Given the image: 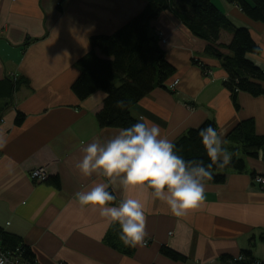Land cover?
Instances as JSON below:
<instances>
[{"label": "crops", "instance_id": "0c3cea01", "mask_svg": "<svg viewBox=\"0 0 264 264\" xmlns=\"http://www.w3.org/2000/svg\"><path fill=\"white\" fill-rule=\"evenodd\" d=\"M211 2L233 26L249 29L259 51L247 58L264 70V23L247 18L234 0ZM144 5L142 0H0V227L21 238L35 264H219L221 255L236 257L242 250L264 261V186L253 182L255 175L264 176L261 151L251 157L235 150L244 169L228 171L221 184L205 183L206 199L181 217L153 199L151 190L122 191L117 182L113 203L127 196L145 204L146 236L136 247H126L118 225L108 227L98 210L82 208L75 198L78 191L107 183L102 175L79 174L75 164L82 147L120 129L97 124L103 91L81 100L73 93L77 60L89 50L91 36L113 33ZM151 27L161 34L175 71L167 88L155 87L132 105L133 117L158 125L172 141L212 119L231 152L235 146L228 134L238 122L252 119L255 133L264 134V95L239 92L235 106L222 85L225 72L204 54L205 40L168 10ZM230 38L231 32L222 30L219 42ZM193 70L197 77L190 76ZM18 113L24 116L20 124ZM38 167L48 173L42 182L29 176ZM161 247L185 255L186 263L165 256Z\"/></svg>", "mask_w": 264, "mask_h": 264}, {"label": "trees", "instance_id": "16d2710c", "mask_svg": "<svg viewBox=\"0 0 264 264\" xmlns=\"http://www.w3.org/2000/svg\"><path fill=\"white\" fill-rule=\"evenodd\" d=\"M142 1L145 2L143 9L118 30L108 35L91 36L89 50L77 60L80 73L71 86L77 98L84 99L99 90L105 94L95 114L99 127L121 128L135 123L138 119L130 113L132 105L155 87L167 88L168 78L175 68L165 56L161 36L151 27V22L165 10L173 13L193 35L205 40L204 54L215 58L225 72L222 85L235 106L239 92L264 95V70L247 58V55L259 51L247 27L233 26L211 0ZM234 2L247 18L264 23V0ZM222 30L231 32L227 43L219 42ZM194 63L199 64L202 70L208 69L199 61ZM120 100L126 105L124 109L116 106ZM23 118V114L18 113L15 123L20 124ZM209 124L216 129L214 120L206 119L173 141L178 154L185 159H201L205 164L209 163L197 136L199 128ZM228 138L235 146L230 165L224 168L214 166L211 169L212 179L205 183L221 184L228 171L240 172L244 169V160L236 155L235 150L251 157L264 150V134L255 133L252 119L238 122ZM16 247L20 248L22 258L35 264L30 249L21 238L0 227V249L13 251ZM161 252L172 260L186 263V256L170 247H161ZM218 261L219 264H264V261L254 258L250 250H242L236 257L221 255Z\"/></svg>", "mask_w": 264, "mask_h": 264}, {"label": "clouds", "instance_id": "9594fccd", "mask_svg": "<svg viewBox=\"0 0 264 264\" xmlns=\"http://www.w3.org/2000/svg\"><path fill=\"white\" fill-rule=\"evenodd\" d=\"M197 70L190 76L197 77ZM120 109L124 101L116 102ZM223 133L211 125L199 128L197 136L210 162L185 159L178 154L176 144L161 134L160 127L143 118L114 135L99 136L81 149V158L75 168L83 177L94 174L107 178V183L94 184L89 190L75 193L79 205L98 210L108 227L119 226L118 238L126 247L144 242L145 204L140 199L127 197L118 203L117 182L120 190L141 187L151 190V196L167 204L172 215L181 217L197 208L205 199V181L212 179L211 169L230 165L234 153L227 147ZM264 157V150L259 153ZM257 182L264 183V176ZM0 264H10L0 254Z\"/></svg>", "mask_w": 264, "mask_h": 264}, {"label": "built area", "instance_id": "2783aa9c", "mask_svg": "<svg viewBox=\"0 0 264 264\" xmlns=\"http://www.w3.org/2000/svg\"><path fill=\"white\" fill-rule=\"evenodd\" d=\"M158 35H161V34L158 33ZM162 42H163V39H162ZM177 82H178L177 79L173 80V82H171L168 85L169 89H173L174 86L177 84ZM29 176L35 182H42L47 178L48 173L44 167H38V168L31 170L29 172ZM258 176H261V175H255L253 177V182L262 187L264 186V183L257 182L256 178ZM0 254H3L6 257V259L10 261V264H33L29 260L22 258V252L19 247H16L13 251L12 250L4 251L0 249Z\"/></svg>", "mask_w": 264, "mask_h": 264}]
</instances>
